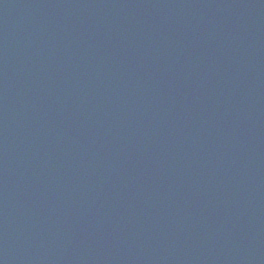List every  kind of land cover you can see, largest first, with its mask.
Segmentation results:
<instances>
[{"label": "water", "instance_id": "1", "mask_svg": "<svg viewBox=\"0 0 264 264\" xmlns=\"http://www.w3.org/2000/svg\"><path fill=\"white\" fill-rule=\"evenodd\" d=\"M0 264H264V0H0Z\"/></svg>", "mask_w": 264, "mask_h": 264}]
</instances>
